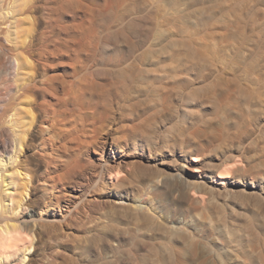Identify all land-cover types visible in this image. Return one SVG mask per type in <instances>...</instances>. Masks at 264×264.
<instances>
[{"label":"bare ground","instance_id":"6f19581e","mask_svg":"<svg viewBox=\"0 0 264 264\" xmlns=\"http://www.w3.org/2000/svg\"><path fill=\"white\" fill-rule=\"evenodd\" d=\"M213 12L210 0H0V264H67L73 248L78 264H155L140 252L161 233L180 244L165 246L172 264H264V143L230 133L244 116L230 97L190 88L205 65L193 29L206 34ZM239 18L220 16L224 37L243 35ZM221 208L217 244L205 229Z\"/></svg>","mask_w":264,"mask_h":264},{"label":"rangeland","instance_id":"374dc122","mask_svg":"<svg viewBox=\"0 0 264 264\" xmlns=\"http://www.w3.org/2000/svg\"><path fill=\"white\" fill-rule=\"evenodd\" d=\"M226 5L228 7H226ZM256 7L258 6L255 4L254 0H228V4H225L221 0H210V8L214 9V18L210 21L212 27L208 29L206 34L201 33L199 27H194L192 34V42L195 44V51L204 58L203 64L205 65L202 68L200 77H190L189 80H192L190 85L191 90L197 91V88H204V91L199 92L198 95L206 96L208 93L216 91L220 95V99L223 96L230 97L232 105L235 108L237 107V110L242 109V111H244V116L242 117L235 114L229 117L231 121L232 119L240 120L239 125H235L229 130L230 133L239 135L244 134L247 143H259L261 146L262 143H264V40L261 41V53H257L256 43L261 33L258 32L260 16L257 15ZM224 12H231L240 17L238 21L235 22V24L239 23L240 27H242L243 35L239 38L237 35L238 31L236 30L232 33L233 35L224 37L225 30L223 25L225 22L220 19V16ZM181 37L182 34L180 33L178 38L181 40ZM260 37L264 39V36ZM209 62L211 66L207 65ZM98 68L101 70L102 67L100 66ZM161 85L163 86L162 83ZM176 86L178 90L182 88L179 84ZM186 87L189 88L188 84H185V88ZM109 88L110 87H108V89ZM107 93L121 95L124 92L122 89L120 90L119 87H114ZM244 95L247 96V101L250 104L249 109L243 105L242 96ZM204 110L210 111V108L207 107ZM255 153L257 164L261 161L262 154L259 149H257ZM175 208L179 219L187 218L185 206L175 205ZM220 211L221 218L217 221L218 225L216 224V227L212 229H205L206 234L216 238L213 242L217 244L218 242L220 243L221 238L226 235V218L223 208H221ZM235 218V225L237 227L244 226L247 223L246 221H250V219L244 216ZM255 218L258 227L257 230L259 233H262L263 220L260 216ZM168 236L167 233H161L157 236V239L152 242L143 241V245L146 248L142 250L140 254L146 256L147 261H155V264H172L174 260L165 247L166 244L171 241L170 236ZM135 241H128V244H125L126 249L122 256L128 258V250L135 251ZM172 244L177 248L180 246L175 240ZM72 252L76 253L69 255L66 262L67 264H78L79 257L76 256L78 252L75 248L72 249Z\"/></svg>","mask_w":264,"mask_h":264},{"label":"clouds","instance_id":"9594fccd","mask_svg":"<svg viewBox=\"0 0 264 264\" xmlns=\"http://www.w3.org/2000/svg\"><path fill=\"white\" fill-rule=\"evenodd\" d=\"M15 227H18V226H15Z\"/></svg>","mask_w":264,"mask_h":264}]
</instances>
